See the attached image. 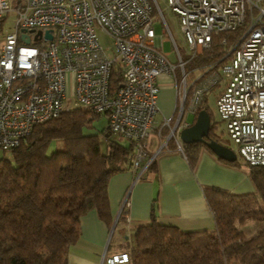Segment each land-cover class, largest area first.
<instances>
[{
	"label": "built area",
	"instance_id": "1",
	"mask_svg": "<svg viewBox=\"0 0 264 264\" xmlns=\"http://www.w3.org/2000/svg\"><path fill=\"white\" fill-rule=\"evenodd\" d=\"M15 2L0 0V29L6 13L14 12L13 27L0 42L3 150L25 140L34 124L67 108L69 76L73 106L107 115V129L132 142L131 167L139 176L158 153L168 150L169 140L183 152L179 131L188 123L182 116L206 109L209 94L242 160L264 164V0H166L178 21L184 50L176 44L157 0ZM157 20L168 34L175 61L162 50L165 38L155 34ZM48 29L51 39L44 37ZM97 29L110 39L107 47ZM199 56L205 57L204 63H192ZM113 68L121 79L115 89L110 85ZM160 74L172 81L176 112L157 125ZM211 125L214 130L215 123ZM164 128L168 131L162 137ZM155 129L161 141L149 154L147 138ZM128 206L125 196L119 213L126 221ZM129 262L128 251L117 250L103 253L99 264Z\"/></svg>",
	"mask_w": 264,
	"mask_h": 264
},
{
	"label": "trees",
	"instance_id": "2",
	"mask_svg": "<svg viewBox=\"0 0 264 264\" xmlns=\"http://www.w3.org/2000/svg\"><path fill=\"white\" fill-rule=\"evenodd\" d=\"M120 81L113 68L111 89ZM100 114L65 108L34 124L25 140L8 149L10 158H0V264H67L79 237L80 217L91 209L111 226L107 183L111 175L131 167L134 147L118 134L111 136L107 127L86 132ZM182 148L191 169L201 148L208 149L203 142ZM222 161L241 166L237 160ZM245 167L252 192L203 186L211 228L184 230L159 222L154 213L149 222L134 227L125 249L129 264H264V226L248 235L240 228L246 220L264 224V164Z\"/></svg>",
	"mask_w": 264,
	"mask_h": 264
},
{
	"label": "crops",
	"instance_id": "3",
	"mask_svg": "<svg viewBox=\"0 0 264 264\" xmlns=\"http://www.w3.org/2000/svg\"><path fill=\"white\" fill-rule=\"evenodd\" d=\"M11 4L17 3L11 0ZM157 83V117L170 118L176 112L172 81L166 74H160ZM158 144L156 134L151 132L147 151L154 152ZM167 147L168 150L155 156L154 169L146 170L143 175L139 176L130 167L110 176L107 183L110 213L113 223L118 221L121 235L149 222L153 213L159 222L175 224L184 230L211 228L212 213L203 197V186L214 185L233 193L253 191L246 167L226 164L211 150L201 148L198 161L191 169L175 142ZM125 196L129 203L127 221L118 216ZM108 229L94 209L83 214L79 220V237L69 249L67 264H99L103 253L112 252L106 246Z\"/></svg>",
	"mask_w": 264,
	"mask_h": 264
},
{
	"label": "rangeland",
	"instance_id": "4",
	"mask_svg": "<svg viewBox=\"0 0 264 264\" xmlns=\"http://www.w3.org/2000/svg\"><path fill=\"white\" fill-rule=\"evenodd\" d=\"M157 2L159 4V8L161 9V11L164 15V18H165V20H166V22L170 28L171 34H172L174 40L176 41V44L178 45L180 50H184L186 46L184 43L183 36L179 30L178 21L174 15V13L167 6L166 0H157ZM156 15L159 16V14H156ZM5 18H6V20L4 21V24H3L2 28L0 29V42H1L3 34L6 31L11 30V28L13 27L14 12L8 11L6 13ZM96 31H97V35H98V38H99L102 46L107 47L110 44V39L105 35V33L103 31H101L99 29H97ZM154 31H155L156 35H159L162 38H165L164 41L162 42V50L164 52L168 53V58L171 61H175L176 56H175L174 51L172 49L171 41L168 38L167 32H165V33L162 32V26L159 23V21L154 23ZM204 61H205V57L199 56L192 63L202 64V63H204ZM68 77L69 76H67V82H66L67 99L65 101V105L67 106V108H70L71 106H73L72 98H71L72 82L70 81V79ZM69 102H70V104H69ZM206 107L209 110L211 122L215 123L216 128L214 129V132L216 133L217 138L219 139V142H221L223 145L231 148L237 156L236 160L241 163L242 167H245L246 164L243 162L242 158L240 157L236 144L229 137V135H228V133L224 127V123L222 121H220V119H219V116H218L217 111H216V106H215V98L212 94H209L207 96ZM89 115L93 116L94 114L89 113ZM193 118H194V114H191V113H184V115L182 116V120H185L186 122H191L193 120ZM155 119H156L157 125H159L162 118L159 119L156 116ZM107 122H108L107 115L105 113H101L100 115H98L96 118H94L92 120V124H93L92 128L85 129V131L86 132H100V130L103 127L107 126ZM167 131H168L167 128L162 129L161 130V136L164 137L166 135ZM152 132L157 134L156 129L152 130ZM159 134H160V132H159ZM159 134L156 136L158 139V143L161 141L159 139ZM116 135H117L116 133L111 134V136H113V137H116ZM100 141L102 144L105 143L104 137L101 134H100ZM148 153L150 154L151 152H148ZM2 157L10 158V151L9 150H3L2 148H0V158H2ZM148 168H149V166H148ZM118 216H119V219H120V217L123 218L121 212L118 214ZM124 220H126V219L124 218ZM113 224H114V227L111 231V234H107V236H108L107 242L108 243L106 244V246H108V251H113V250L117 251V250H122V249H124V250L128 249V247L131 244V236L129 235L130 232L129 233L124 232L123 234H125V235H121V233L119 231L118 221H116V223L111 224V226L108 229V232L111 230ZM262 226H264V224H262L261 221L246 220L245 223L240 226V228L242 229V231L246 235H248V234L254 233L256 230L260 229Z\"/></svg>",
	"mask_w": 264,
	"mask_h": 264
},
{
	"label": "water",
	"instance_id": "5",
	"mask_svg": "<svg viewBox=\"0 0 264 264\" xmlns=\"http://www.w3.org/2000/svg\"><path fill=\"white\" fill-rule=\"evenodd\" d=\"M39 32L40 31H37V34ZM44 37L46 39L52 38V34L49 29L44 32ZM22 38L25 42L29 41V38L25 37V35H22ZM213 128L214 126L211 125L208 111L206 109H200L196 113L194 120L188 126L180 129L179 139L183 144L203 142L206 147L211 150V152H213L218 158L229 162L235 161L237 158L235 152L231 148L217 141L214 137H211L210 130ZM113 227L114 224L109 231V234H111Z\"/></svg>",
	"mask_w": 264,
	"mask_h": 264
},
{
	"label": "flooded vegetation",
	"instance_id": "6",
	"mask_svg": "<svg viewBox=\"0 0 264 264\" xmlns=\"http://www.w3.org/2000/svg\"><path fill=\"white\" fill-rule=\"evenodd\" d=\"M211 133H213L214 135H215V139L217 140V141H219V139L217 138V135H216V133L214 132V130L211 132ZM211 135V134H210ZM211 137H213L212 135H211ZM221 143V142H220Z\"/></svg>",
	"mask_w": 264,
	"mask_h": 264
},
{
	"label": "clouds",
	"instance_id": "7",
	"mask_svg": "<svg viewBox=\"0 0 264 264\" xmlns=\"http://www.w3.org/2000/svg\"><path fill=\"white\" fill-rule=\"evenodd\" d=\"M189 125V124H188ZM183 144V143H182Z\"/></svg>",
	"mask_w": 264,
	"mask_h": 264
}]
</instances>
